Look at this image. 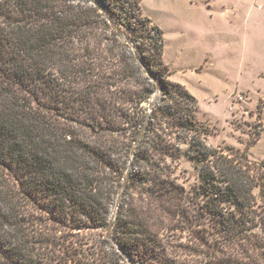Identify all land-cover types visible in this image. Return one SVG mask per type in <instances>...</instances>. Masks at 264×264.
Listing matches in <instances>:
<instances>
[{
  "label": "trees",
  "instance_id": "1",
  "mask_svg": "<svg viewBox=\"0 0 264 264\" xmlns=\"http://www.w3.org/2000/svg\"><path fill=\"white\" fill-rule=\"evenodd\" d=\"M163 47L141 0H0V264H264V125L208 145Z\"/></svg>",
  "mask_w": 264,
  "mask_h": 264
},
{
  "label": "rangeland",
  "instance_id": "2",
  "mask_svg": "<svg viewBox=\"0 0 264 264\" xmlns=\"http://www.w3.org/2000/svg\"><path fill=\"white\" fill-rule=\"evenodd\" d=\"M141 7L163 31L168 79L182 84L197 100L195 120L211 130L207 144L245 149L264 125V0H141ZM246 150L251 161L264 166V130ZM170 165L184 188L195 180L186 157ZM38 224L39 216L34 215L28 230L54 237L53 226L47 233ZM187 235L186 230H176L169 240L183 243ZM53 247L62 252L57 240Z\"/></svg>",
  "mask_w": 264,
  "mask_h": 264
},
{
  "label": "water",
  "instance_id": "3",
  "mask_svg": "<svg viewBox=\"0 0 264 264\" xmlns=\"http://www.w3.org/2000/svg\"><path fill=\"white\" fill-rule=\"evenodd\" d=\"M156 85H157V87H156V91H155L154 96L157 95V93L160 91V87H159L157 82H156ZM151 107H152V102H150V104H149V108H151ZM126 181H127V178L125 179L124 182H126ZM114 216H115V209L112 211L111 216H110L109 221H108V224L106 226V237L107 238H110V235H111V229H112V225H113V221H114ZM128 262H129V260H128ZM129 263L132 264L131 262H129Z\"/></svg>",
  "mask_w": 264,
  "mask_h": 264
}]
</instances>
